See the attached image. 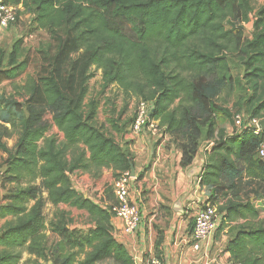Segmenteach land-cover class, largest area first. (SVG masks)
<instances>
[{
	"label": "trees",
	"instance_id": "16d2710c",
	"mask_svg": "<svg viewBox=\"0 0 264 264\" xmlns=\"http://www.w3.org/2000/svg\"><path fill=\"white\" fill-rule=\"evenodd\" d=\"M3 1L32 11L37 29L56 34L69 27L75 48L89 52L86 69H102L127 96L151 101V117L172 136L182 167L195 160L207 129L206 139L215 144L207 153L200 183L211 188V203L222 214L223 225L243 220L231 226L229 260L264 264V157L258 155L264 129L215 135V112L226 111L217 98L232 83V53H237L247 82L254 84L251 99L258 106L250 117L264 116L259 114L264 109V5L255 12L251 0ZM252 14L254 31L245 37L244 25ZM113 18L130 23L136 38L115 27ZM5 57L0 49V70L5 67L6 77L15 78L26 69L21 40L12 46L6 63ZM90 76H84L76 97L63 90L54 73L17 86L28 96L27 114L21 115L20 139L0 174V190L5 192L0 203V220L5 219L0 226V264H97L106 259L135 264L114 234L110 204L115 199L108 195L112 184L103 201L96 202L71 179L75 172L95 175L105 168L116 178L134 165L128 146L96 123L100 101H85ZM39 94L42 103L35 101ZM13 105L17 108L18 102ZM5 106L0 102V144L16 127L11 107L2 113ZM48 112L52 123L45 119ZM110 122L121 132L114 118ZM52 126L62 139L49 134ZM48 204L85 210L95 226L70 229L69 212L59 208L47 221ZM48 231L60 237L52 248Z\"/></svg>",
	"mask_w": 264,
	"mask_h": 264
},
{
	"label": "rangeland",
	"instance_id": "374dc122",
	"mask_svg": "<svg viewBox=\"0 0 264 264\" xmlns=\"http://www.w3.org/2000/svg\"><path fill=\"white\" fill-rule=\"evenodd\" d=\"M251 2L255 12L264 5V0H251ZM17 14L18 19L15 23L7 28H0V49L6 56L4 61V63H6L7 56L12 51V46L16 41L21 40L27 66L26 69L15 78L6 77V74L2 72L5 69L4 66L2 67V70H0V102L3 103V105H6V109L2 110V113H8V109L11 107L10 109H12L13 114L16 115V127H11L10 137H3L1 139L0 174L5 169L6 159L11 156V153L14 151L20 139L22 120L21 115L24 116L27 114L25 111V106L28 96L22 95L19 92L17 86H23L29 78L37 81L43 75L54 73L57 76L63 90L70 96L76 97L80 91V87L82 86L84 76L91 75L87 81L88 94L85 101L88 102L90 99H97L100 101L96 123L108 134L114 136L117 141L125 144L124 138L131 134L130 119L134 116L138 99L127 96L123 89L119 88L117 84H111L102 69H96L95 67H91L89 70L86 69L85 63L89 52L77 50L75 48L74 35L69 27L63 26L58 29L56 34H52L48 29H37L34 23V13L32 11H25L23 7H18ZM254 20L250 19V21L244 25L245 37H252L254 31ZM111 22L115 27L121 29L129 37L136 38L131 24L125 19L113 18ZM230 67L232 83L219 96V98H217V102L226 111L223 113L215 112V135H220V133L225 134L227 129V131H229L228 133L230 134L237 132V129L234 125V116L239 113L243 114L245 118H251V112L253 113L255 108L258 106V103L251 99L254 84L247 82L244 68L239 61L237 53H232L230 57ZM41 99L42 95L39 94L35 98V101L42 103ZM14 101L18 102L17 108L15 105H13ZM23 111L25 112L23 113ZM259 114L263 115L264 109H262ZM112 118L116 120L117 125L121 128V132H118L112 126L110 122V119ZM45 119L49 123H52L51 113H46ZM203 131V140L205 141H200L202 147H204L206 142H208L206 139L207 129H204ZM121 133H124V138L121 137ZM49 134L55 135L59 139H62V133L56 126L51 127ZM211 140L214 139H210V141ZM171 142L174 143V141ZM174 146L176 148L175 152L177 153L179 148L176 143ZM149 168L150 165L145 169L143 175L149 170ZM75 173H73L71 176H73ZM99 174L102 175L101 173H96L95 175L86 173V178H82L81 180L85 187L81 188L82 190H80L86 195H91L97 200V202H101V200L103 201V197H106V190L108 186H111L112 182H110V180L114 177L113 175V177L102 180L100 179ZM77 179L79 180V178ZM97 184L101 185V190L98 189L99 186ZM138 192L140 197L145 200V202L147 201V211H152V213H149L148 215L149 218L152 216L154 210H158L156 219L160 220L162 223L169 218V213L166 210V208L169 207L168 204L159 205L158 208L155 205L156 201L154 199L157 196V193L154 191L153 187L143 185L141 190L138 188ZM159 193H161V191H159ZM4 195L5 192L0 190V203L3 202L2 198ZM108 195L112 200L115 199L112 191L108 190ZM209 200L210 203L211 201H214L210 197ZM136 201L138 203V200ZM149 201H152V203H148ZM69 209L73 208L67 206L64 210L69 212L68 218L70 220L68 221V226L70 229H82L77 226L75 227V225H78L81 221H83L84 224H88L85 229H82L83 231L95 226V220L85 210L74 208L75 210L77 209L78 212L76 210L75 213L71 215ZM54 210L51 205L46 206L45 215L47 220L54 216ZM261 220L264 221V213L260 216V221ZM4 221L5 219L0 220V224L2 225ZM242 222L243 220L225 224L224 229L228 227V231L230 232L231 226L240 224ZM161 235L162 232L160 230L159 236L161 237ZM226 235H228V233H226ZM56 240V236L50 233L48 247L52 248L55 245ZM106 261L107 259L103 260V262ZM111 264L119 263L112 262Z\"/></svg>",
	"mask_w": 264,
	"mask_h": 264
},
{
	"label": "crops",
	"instance_id": "0c3cea01",
	"mask_svg": "<svg viewBox=\"0 0 264 264\" xmlns=\"http://www.w3.org/2000/svg\"><path fill=\"white\" fill-rule=\"evenodd\" d=\"M227 130L225 132L230 135ZM130 133L128 137L124 138V145L126 146L127 143L133 155L137 178L131 185V197L136 203L138 200L139 204H137L142 213L141 222L133 234L124 232L123 220L118 217L113 218V226L115 237L127 247L135 264H149L152 257L162 259L165 264H234L229 260L227 252V246L234 233L229 232L228 227L224 229L222 217H220L215 233L202 240L198 249L194 248L190 237L194 215L202 204L210 202L209 197L211 196V188L200 183L203 165L207 159V154L204 152L201 143L193 163L182 167L179 164L181 151L178 149V152H175V143L171 142L173 138L169 134L152 137L147 131L142 134ZM149 165V170L143 175ZM101 174L100 179L105 180L113 177L114 172L112 169H104ZM85 175L86 173L78 172L71 176L75 187L79 190L85 187L81 182L82 178H86ZM113 179L114 177L110 182ZM97 185L99 186L98 189L101 190V185ZM143 185L153 187L157 193L154 199L157 208L159 205L168 204L169 207L166 210L169 213V218L165 222L162 223L156 219L158 210H154L152 216L148 217L152 211H147V201L145 202L138 192V188L141 190ZM87 196L97 202L91 195ZM148 203H152V201ZM51 206L53 210L67 207L66 205ZM69 210L73 215L77 209ZM87 225L81 221L75 227L85 229ZM160 230L162 232L161 237L159 236ZM50 233L48 231V235ZM53 235L56 236L57 240L60 239L58 235ZM157 241L160 242L159 245H157ZM102 262L97 264H111L115 261L107 259L106 262Z\"/></svg>",
	"mask_w": 264,
	"mask_h": 264
},
{
	"label": "built area",
	"instance_id": "2783aa9c",
	"mask_svg": "<svg viewBox=\"0 0 264 264\" xmlns=\"http://www.w3.org/2000/svg\"><path fill=\"white\" fill-rule=\"evenodd\" d=\"M17 8L0 0V28H7L17 21ZM253 19L254 17L252 15L251 20ZM152 111L153 103L151 101L138 100L134 119L130 126L131 132L142 134L147 131L152 137H160V135L164 134V129L160 127L159 122L151 117ZM262 119H264V116L259 118H245L243 114L237 113L234 116V125L237 132L248 128L253 129L255 133H259L263 129L259 125ZM214 144L215 140H208L203 147L204 152L207 154ZM258 155L262 158L264 157V142L258 149ZM136 178V175H131V171H126L114 178L111 183L115 201L110 204V208L114 217L123 220V229L127 234L135 233L141 222L140 207L131 197V185ZM220 217H222V214L218 211L217 206L210 202L204 203L198 208L194 215L190 236L194 248L198 249L202 240L209 238L215 233L220 222ZM149 264L165 263L158 257H152L149 260Z\"/></svg>",
	"mask_w": 264,
	"mask_h": 264
},
{
	"label": "water",
	"instance_id": "95a60500",
	"mask_svg": "<svg viewBox=\"0 0 264 264\" xmlns=\"http://www.w3.org/2000/svg\"><path fill=\"white\" fill-rule=\"evenodd\" d=\"M260 127L264 129V119H262L259 123ZM131 175L132 176H135V168H134V165H132L131 167ZM87 196V195H86Z\"/></svg>",
	"mask_w": 264,
	"mask_h": 264
}]
</instances>
